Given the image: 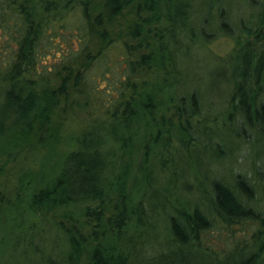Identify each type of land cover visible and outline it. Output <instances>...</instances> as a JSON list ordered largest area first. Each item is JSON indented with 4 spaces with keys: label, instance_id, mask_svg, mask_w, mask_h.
Segmentation results:
<instances>
[{
    "label": "trees",
    "instance_id": "1",
    "mask_svg": "<svg viewBox=\"0 0 264 264\" xmlns=\"http://www.w3.org/2000/svg\"><path fill=\"white\" fill-rule=\"evenodd\" d=\"M94 1L0 0V14L12 16L13 24L19 28L15 57L0 64V139L13 125L35 123L39 143L49 139V104L55 102V94L65 93L69 79L56 92L38 94L25 75L32 69L37 71L38 49L55 45V34H63L68 26L74 27L68 38L78 31V43H83L71 52L69 62L85 53L92 25L102 24L101 14L93 13ZM196 1L105 0V9L112 16L128 7L134 9L136 20L128 36L136 44L119 39L107 41L104 32L102 48L85 57L90 65L113 56L119 64L124 62L120 92L110 101H115L109 104L112 110L101 103L98 108L107 118L82 134L77 150L66 156L54 180L25 200L28 211L38 214L73 203L98 202L97 209L86 207L84 214L95 216L97 230L87 236L69 224L71 220L68 224L60 222L56 229L64 250L50 249L53 254L43 257L40 252L29 253V247L24 245L22 252L32 256L28 264H264V259L258 262L255 255L217 259L205 256L199 249L200 237L215 227L216 221L230 224L255 218L256 213L248 205L253 187L242 175L235 174L230 185L222 179L210 180L209 198L203 195L202 202L195 198L182 205L181 195L175 199L169 195V188H177L183 176L180 156L199 151L202 138L210 141L216 132L204 133L207 112L198 91L178 97L173 92L175 83L168 81L175 73L176 55L183 48L187 55L195 36L206 39L212 32H219L228 38L241 33L252 38L239 45L237 63L231 65L236 78L229 103L244 125L255 128V122L260 136H264V20L252 27L233 25L227 18L226 0H201L195 5ZM256 14L264 16V0H259ZM71 15L75 20H70ZM155 26H162V30L155 32ZM179 34L184 43L178 40ZM169 43L174 44V50L169 49ZM89 66L78 70L73 81L83 80ZM141 70L156 74L147 87L131 81ZM40 72L38 76L46 75V71ZM128 88L131 93L124 95ZM242 126L235 125L237 129ZM216 140V144L224 145L221 137L216 136ZM110 196L117 197L115 214L103 219L104 201ZM159 196L167 199V207L173 203L169 211H162L165 235L158 236L154 231L159 219ZM8 210L16 213L13 220L21 218L20 209ZM31 237L34 236L28 235V240Z\"/></svg>",
    "mask_w": 264,
    "mask_h": 264
},
{
    "label": "rangeland",
    "instance_id": "2",
    "mask_svg": "<svg viewBox=\"0 0 264 264\" xmlns=\"http://www.w3.org/2000/svg\"><path fill=\"white\" fill-rule=\"evenodd\" d=\"M199 1L201 0H197L195 5ZM226 1L227 18L233 25L243 23L252 27L260 19L264 20V16L256 14L259 0ZM104 4L105 0H95L92 4V7L96 5L93 13H100L102 16V24L92 25L85 53H79L73 62H69L71 52L83 43H78L80 39L78 31L74 37L68 38L71 36L68 34H73L74 29L68 26V29L63 30V34H55L53 39L57 42L55 45L38 49L35 65L37 71L32 69L25 75L27 81L33 83L34 91L38 94L47 90L56 92L62 83L69 82L65 93L55 94V102L49 104L50 137L45 143L41 144L38 141L36 123L33 126L13 125L0 139V264H28L32 256L22 252L24 245L29 247V253L40 252L43 257L49 253L53 254L50 249L59 252L64 250L63 241L56 229L60 222L68 224L67 221L71 220L69 224H73L87 236L97 230L95 216L91 214L85 217L84 214L86 207L97 209L100 206L98 202L73 203L52 211H38L40 212L38 214L35 211H28L25 200L54 180L66 156L77 150L82 134L100 123V120L107 118L108 115H102V109L98 107L101 103L108 106L115 102L110 101L120 92L125 77L124 62L119 64V59L113 56L106 62L100 61L90 65L85 56L89 54L88 52L93 56L102 48L104 32L107 33V41L119 39L128 44H136V41H132L128 36L136 18L131 7L112 16ZM73 15L70 20L74 18ZM94 17L92 20L96 18ZM13 21L12 16L9 18L7 14L5 16L3 13L0 14V64L15 57L18 49L16 37L19 28ZM153 28L155 32L162 30V26ZM235 30L237 29L234 28V32ZM177 37L183 42L182 34ZM246 40L252 41V38L242 33L235 35V38H228L219 32H212L206 39L195 36L189 44L187 55L185 48L179 50L176 55L175 73L171 74L168 80L176 85H173L174 95L179 97L197 90L208 114L203 125L206 127L204 133L216 132L212 133L210 141L208 138H202L203 146L199 151L194 150L180 156L183 176L177 178L179 183L177 188H169V195H173L174 199L181 195L182 200L179 203L185 205L195 198L196 201L201 200L203 195L209 198L210 180L222 179L230 185L235 174L242 175L253 187L247 203L256 213L255 218L230 224L216 221V226L200 237L199 249L205 256L217 259L227 256L246 258L255 255L258 262H261L264 259V136H260L255 122H253L255 128L244 125L241 117L231 109L229 103L236 78L231 72V65L237 63L238 47ZM147 41L150 44L154 42L148 39ZM168 46L174 50V44L169 43ZM84 66H89L85 78L80 82L73 81L75 73L78 70L82 71ZM65 67L72 69L67 71L64 70ZM44 71L46 75L38 76V72L42 74ZM155 75V72L141 70L136 72L131 81L147 87L155 80ZM130 93L131 89L128 88L124 95ZM112 107L109 105L107 109L112 110ZM236 124L244 126L237 129ZM238 132L240 136L237 135ZM216 136L224 140V145L216 144L219 142ZM199 181L202 182L200 185L197 184ZM116 198L110 196L104 201L103 219L115 214ZM159 200V219L156 222L157 231H154L158 236L160 233L165 235L166 223L162 211H169L173 203L169 202L167 207L166 198L159 196ZM163 203L166 205L163 206ZM9 208L13 211L20 209L21 218L13 220L12 215L16 213H10ZM28 235L34 237L28 240Z\"/></svg>",
    "mask_w": 264,
    "mask_h": 264
}]
</instances>
